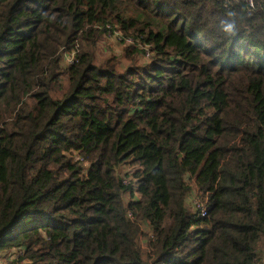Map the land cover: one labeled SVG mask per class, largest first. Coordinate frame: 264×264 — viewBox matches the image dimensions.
I'll return each instance as SVG.
<instances>
[{
  "label": "trees",
  "instance_id": "16d2710c",
  "mask_svg": "<svg viewBox=\"0 0 264 264\" xmlns=\"http://www.w3.org/2000/svg\"><path fill=\"white\" fill-rule=\"evenodd\" d=\"M107 26L151 58L97 61ZM14 249L8 264H264V9L0 0V261Z\"/></svg>",
  "mask_w": 264,
  "mask_h": 264
},
{
  "label": "built area",
  "instance_id": "2783aa9c",
  "mask_svg": "<svg viewBox=\"0 0 264 264\" xmlns=\"http://www.w3.org/2000/svg\"><path fill=\"white\" fill-rule=\"evenodd\" d=\"M245 3L248 7V9L251 10H263L264 9V2H258L256 3L254 0H245ZM108 34L107 36L113 37L118 44H120L122 47H130L135 46L137 49L142 51L141 57L144 61H147L151 58L152 53L148 46H146L142 41L141 37L139 35H133V36H124L118 29L116 28H110L107 26ZM63 60L65 64L67 65H73L76 62V51L66 52L63 55ZM124 184H128V180H124ZM189 204L193 207V209L196 211V213L201 216L205 217L207 215L206 213V202L204 199H201L197 197L194 194L191 195V198H189ZM150 237L152 235L150 234ZM22 255V251L19 249H14L11 252L7 253L3 259L0 261V264H8V262L12 259H16Z\"/></svg>",
  "mask_w": 264,
  "mask_h": 264
},
{
  "label": "rangeland",
  "instance_id": "374dc122",
  "mask_svg": "<svg viewBox=\"0 0 264 264\" xmlns=\"http://www.w3.org/2000/svg\"><path fill=\"white\" fill-rule=\"evenodd\" d=\"M124 48L126 47H122L120 44H118L113 37H109L105 35L98 41L95 50V57L97 61H102L114 54L115 56L118 57L117 59L120 63V66L125 67L126 65H128V61L122 57V55H124ZM125 169H127L126 172L128 173L129 168L125 167Z\"/></svg>",
  "mask_w": 264,
  "mask_h": 264
},
{
  "label": "crops",
  "instance_id": "0c3cea01",
  "mask_svg": "<svg viewBox=\"0 0 264 264\" xmlns=\"http://www.w3.org/2000/svg\"><path fill=\"white\" fill-rule=\"evenodd\" d=\"M264 2V0H262Z\"/></svg>",
  "mask_w": 264,
  "mask_h": 264
}]
</instances>
